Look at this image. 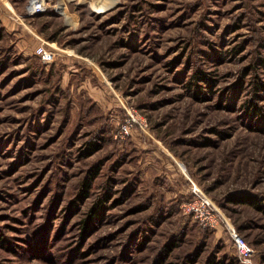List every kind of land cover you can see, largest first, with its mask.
I'll list each match as a JSON object with an SVG mask.
<instances>
[{
	"label": "rangeland",
	"instance_id": "rangeland-1",
	"mask_svg": "<svg viewBox=\"0 0 264 264\" xmlns=\"http://www.w3.org/2000/svg\"><path fill=\"white\" fill-rule=\"evenodd\" d=\"M29 1L0 0V264H248L201 192L264 264V0Z\"/></svg>",
	"mask_w": 264,
	"mask_h": 264
},
{
	"label": "built area",
	"instance_id": "built-area-1",
	"mask_svg": "<svg viewBox=\"0 0 264 264\" xmlns=\"http://www.w3.org/2000/svg\"><path fill=\"white\" fill-rule=\"evenodd\" d=\"M41 0H30L26 5V13L32 14L36 11L43 10ZM34 53L44 62H51L54 60L57 51L53 48L46 47L39 44L35 47ZM128 121V120H127ZM130 124L125 123L122 125V132L126 133ZM182 208L185 213L192 214L200 220L203 224L213 225L221 221L224 223L226 231L233 241L236 251L238 252L241 260L246 263H251V257L253 255V248L249 246L247 241L236 231L234 226L219 212L215 207L212 200L204 193L196 194L193 198L185 201L182 204Z\"/></svg>",
	"mask_w": 264,
	"mask_h": 264
},
{
	"label": "trees",
	"instance_id": "trees-1",
	"mask_svg": "<svg viewBox=\"0 0 264 264\" xmlns=\"http://www.w3.org/2000/svg\"><path fill=\"white\" fill-rule=\"evenodd\" d=\"M200 77H202V78H200V79H203V80H205V79H207L205 76H200ZM204 77V78H203ZM251 106V105H250ZM252 106H253V104H252ZM251 106V107H252ZM252 112L254 113V114H256L257 115V112L258 113H260L259 112V109H258V107L257 106H253V110H252ZM95 146H96V144L94 143V142H92V141H88L87 142V149L91 152V151H94L96 148H95ZM89 185H90V179L88 178V177H86V178H84L83 180H82V182H81V188H80V190H79V192H78V195L77 196H79L80 198H82V197H84L85 195H87L86 193H87V189H88V187H89ZM234 200L235 201H239V202H243V201H246V202H249V203H251V204H254V205H261V204H258V203H256L255 202V200L253 199V198H251V197H244V196H238V195H235L234 196ZM262 207V206H261ZM93 209V208H92ZM88 224H89V221H87V220H85V225L84 226H88Z\"/></svg>",
	"mask_w": 264,
	"mask_h": 264
},
{
	"label": "bare ground",
	"instance_id": "bare-ground-1",
	"mask_svg": "<svg viewBox=\"0 0 264 264\" xmlns=\"http://www.w3.org/2000/svg\"><path fill=\"white\" fill-rule=\"evenodd\" d=\"M41 1H42V4L45 3V2H44L45 0H41ZM62 3H63V2H62ZM59 6H60L59 8L61 9V11H64V12H65V8H64L62 5H59Z\"/></svg>",
	"mask_w": 264,
	"mask_h": 264
},
{
	"label": "crops",
	"instance_id": "crops-1",
	"mask_svg": "<svg viewBox=\"0 0 264 264\" xmlns=\"http://www.w3.org/2000/svg\"><path fill=\"white\" fill-rule=\"evenodd\" d=\"M5 15H7L9 19H10V18H14V17L11 15V13H8V14H5Z\"/></svg>",
	"mask_w": 264,
	"mask_h": 264
}]
</instances>
